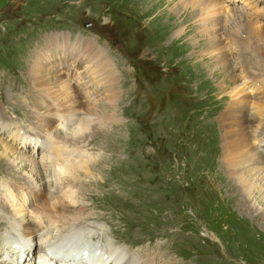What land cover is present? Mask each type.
I'll return each instance as SVG.
<instances>
[{"label":"rangeland","instance_id":"obj_1","mask_svg":"<svg viewBox=\"0 0 264 264\" xmlns=\"http://www.w3.org/2000/svg\"><path fill=\"white\" fill-rule=\"evenodd\" d=\"M8 1L0 0V8ZM17 1L19 11L0 10V66L12 68L18 81L0 86V118L24 124L32 118V111L23 113L20 110L26 108L11 104L16 98L22 99L18 97L20 89L14 92V87L24 88L27 96L36 90L30 84L27 64L30 69L38 67L40 74H52L54 86H47L76 97L78 101L73 106L77 116L81 121L90 120V128L94 126L99 129L94 132L100 133L94 139V132L91 133L81 143L89 144L86 150L98 152V157L86 165L94 179L84 178L79 192V197L86 200L88 218L100 223H85L100 229L99 239H109L111 244L124 247L142 262L148 259L157 264H264V193L254 194L253 200L239 191L235 193L236 183L230 180L233 178L229 170H225L226 174L222 171L218 152L207 147L211 135H220L213 106L220 100L223 108L232 99L222 94L226 89L224 80L238 79L233 87L244 88L243 82L257 79L252 75L244 77L245 70L234 67L236 49H230L224 60L222 41L227 40L228 45L230 37L238 35L231 38L236 39L237 46L240 44L247 62L250 54L264 56L263 50L259 52L261 41L254 44L260 54L254 53L252 45V51L246 50L243 41L244 37L256 38L257 28L264 26L259 9L250 6V12L239 11L245 7L242 0H220L224 8L209 15L211 10H203L207 4L201 0H162L159 7L156 0ZM228 1L232 3L227 5ZM236 1L240 3L238 8ZM240 18L247 20L236 31L234 27L240 26ZM87 22L91 25L84 28ZM105 25L119 36L121 47L110 31L103 30ZM53 30L88 37L81 41L88 56L87 44H92L94 64L99 57L101 64L116 72L108 86L97 76V85L93 80L85 89L92 95L90 98L84 100L86 94L76 93L60 73L55 59L60 50L75 54L70 48L75 43L67 44V37L61 32L51 34L50 40L31 56V46ZM63 47H68L67 51ZM49 53L56 69L47 65L45 57ZM253 63L251 60L248 64ZM171 65L179 66V70L166 74L164 69ZM260 71L253 72L257 75ZM45 90L48 92L46 87ZM71 97L67 99L72 100ZM53 126L54 123L50 124V128ZM183 126L186 129L181 131ZM111 130L106 137L100 136ZM1 142L10 144L0 138V151ZM200 142L205 146H200ZM11 147L14 153L7 162L19 158L17 153L23 160L19 158L18 163L11 164L12 169L0 162V181L10 180L28 188L26 173L30 165L26 161L33 158L36 163L39 158L31 155L30 150L13 144ZM101 149L110 156L107 155L109 161L99 162ZM97 179L101 183H86ZM42 183V198L51 196L55 183L50 177L42 179ZM94 191L103 199L91 200L98 196L92 194ZM87 194L94 196L88 199ZM3 226L0 219L1 233ZM31 246L26 250L34 259Z\"/></svg>","mask_w":264,"mask_h":264},{"label":"bare ground","instance_id":"obj_2","mask_svg":"<svg viewBox=\"0 0 264 264\" xmlns=\"http://www.w3.org/2000/svg\"><path fill=\"white\" fill-rule=\"evenodd\" d=\"M201 1L202 3L207 4L206 7H203V10H208V9L211 10L208 12V15L212 12H217V11H220L222 8H224L220 0H204V1L201 0ZM161 2L162 0H156L155 5H158L159 7ZM196 4H199V2ZM232 14L234 15V13ZM238 17H242V16L238 15ZM256 17H258V15ZM246 20L247 19L244 18V21H243L242 18H240L238 20L240 23V26L236 25L234 29L238 31V29H240L243 25H245L244 22ZM257 30H258V34L256 35V38L244 37L245 39L243 41L244 43H246L244 45H247L246 50L249 49L250 51H252V49L250 48L251 45L253 46L252 47L253 49L254 48L258 49V47L254 46V44H255V41L259 40L262 42L261 45L259 46L261 48L259 52L261 53V51L263 50L262 53H264V26L261 28L258 27ZM234 36H238V35H233L231 37H234ZM231 37L229 39L230 45L225 44L227 40L225 42L222 41L223 43L222 54H224V57H223L224 60L225 61L227 60V55H229L228 51L230 49L232 50L233 48L236 49L240 54L235 50L234 55L237 61L234 64V67H241L242 70H245L244 77L248 75H252L254 78L263 77L261 78V80L259 79L263 88L261 89L259 93L255 94V96H258L257 98H255V96H251L250 94V92H252L255 88L254 84L251 87L249 86L250 88L246 90L245 88L243 87L241 88L240 86H236V88L233 87V85L236 84V81L238 79L231 80V79L226 78L224 80V83H225L224 86L226 87V89L222 90V94L223 93L227 94L232 99L230 100V102H226V106L224 105L223 108L220 106V103H219L220 100L218 101V105L213 106L214 116L215 117L217 116L215 119V123L218 122V130H219L218 133L220 135L219 136L211 135L210 137L211 141L207 144V147L210 150H216L218 152L219 160L222 164V168L220 167L222 171L225 172L226 174L225 170L226 169L229 170L228 174L231 178H233L230 180L236 183V187H233L234 192L238 193L239 191L243 193L246 199L251 198V200H253L255 199L254 194L264 193V188H263V185H264V154H262V152L264 151V132H263L264 131V56L263 55L256 56L254 54L252 55L250 54V56H253V57L250 58V56L248 55L247 57H249V61L248 62L245 61L244 56L246 55L242 53L244 52V50L240 48L239 46L240 44L237 46V44H235L234 42L235 38L232 39ZM91 45L92 44H89V43L87 44L88 49H90L89 51L90 56L88 57V59L92 61L91 62L92 63L91 67H93L92 71L95 76H99V78H103L102 82L104 86H106L108 82L110 81V77L115 75L116 72H114L108 65L101 64L103 62L101 63L99 62V57H97L98 60L95 59V61H98V62L94 64L93 55H91L92 54ZM66 48L68 49V47H63L61 49H66ZM70 48L74 49L73 46ZM259 52L258 54H260ZM218 53H220V51H218ZM51 54L52 53H49V55L46 56L45 59L49 61L47 65H49V67L51 68H54V64H52V61H51L52 59ZM251 60H254V63L248 64ZM28 65L29 64H27V72L30 75L29 77L30 84H32L33 88L36 90L27 96L23 92L24 88L20 87V91L24 93L25 95L20 97V99L22 98L21 100H19L18 98L12 100L11 104H17V105H20L21 108H26L27 110H24V109L20 110L23 113L28 112L30 114L31 113L30 111H32V113L30 114L32 118L30 117L28 119L29 122L33 124H40L43 129L44 128L46 129L47 132L54 134L55 138H57L58 140H61V147L63 148L64 152L75 151L77 149L86 150L87 149L86 146L89 144L84 145L81 143H83L85 139L88 137V135L93 133L95 129L97 130L99 129L94 126L90 128V124H92V122H89L90 120L85 119L84 121H81L82 118L77 116V110L73 106L78 101L75 99L76 97L74 98V97H71V95H69L71 99L73 100L72 101L70 99H67L69 96H67L68 94H66L64 91H60L57 88L52 89L46 85V84H52L54 86L55 79H53L51 73L40 74L38 72L39 70L37 71V69H39L38 67L30 69L31 66H28ZM96 67H98V69ZM83 71L84 70H81V72ZM92 71L90 72V74L92 73ZM253 71H257V72L260 71V72L259 74L257 73V75H255ZM103 75L104 77H101ZM248 81L250 80H247V83ZM61 86L63 87V85ZM45 87L49 93L46 92ZM42 93L44 94L42 98L40 97L41 98L40 99L39 95ZM218 110L220 111L218 112ZM57 115L63 116L65 120L67 121L66 128L65 129L63 128L64 130L60 129L58 125L56 124L55 117ZM42 121H44L43 124H42ZM53 123H54V126L50 128V124H53ZM197 127L202 128V126H197ZM184 129H186L185 126H183L180 130L183 131ZM97 130L91 136L93 137V139L94 137L100 134V133L98 134ZM46 131L43 130L42 133L46 134ZM110 133H112V130L111 132L107 134H102L100 136L106 137V135ZM217 142H219V149L218 147L216 148ZM69 144H72L75 147H69ZM254 145L256 146L255 148H254ZM1 146L2 148L0 151V160H1L0 162H2L3 164L5 163V165L9 169H12L11 164L18 163L19 158L23 160L22 156H20L17 153V156H19V158L13 157L14 159L10 163L7 162L8 160L12 158V153H14L13 148L11 147V144H7L4 142H1ZM52 146H54V141L47 140L44 146V149H49ZM200 146L204 147L205 145L201 143ZM260 146H262L263 151L260 150ZM101 151L102 153L98 159L99 162L100 161L102 162L103 160L109 161V158H108L109 155L106 154L102 149ZM62 154H57V155H52V156L51 155H41V157L39 158V161H37L36 163H34L35 161L33 158H31L32 160H30V162L26 161V163L30 165V171L26 173L27 175L26 179L28 183L26 185H28V188L17 186V184L14 187L18 189L21 187L24 190L25 189L30 190L29 192H32L37 197H39L38 204L35 205L33 208L32 207L24 208L18 202L15 203L14 201H9L3 193L2 194L0 193V214L4 216V217H0V219L3 220L5 223V226H3L2 228L7 229V230H4L2 233L0 232V237L5 238V236H9L15 240H18L19 246L24 245V248H25V250L23 251L24 258L21 264H34V259L30 258V253L27 252L26 248H29L32 245V241H33L31 237L32 232L29 226H30V222L35 218L41 222H44L46 225L55 224L57 222L61 223L62 225L59 228V231L56 235L45 240L46 243L53 242V243L60 244L61 242H65V243L69 242L70 245L82 244L79 247H70L74 249H80L79 252H81L83 249H86V248L92 249V250L112 249V248H102L103 245H105V243H110V240L109 239H108L109 241L104 240L103 238L105 243L99 242L100 235L98 234V232H100V229L96 227H92L91 225L89 226L85 224L86 222L90 220V218H88V214L90 213H88L89 210L86 208V205H85L86 202H84L86 201L85 198L79 197V192H80V188L83 186V183H82L84 182L83 179L84 178L87 179L88 177H90L91 179H94V174H92L93 173L92 170L89 169L90 167L89 168L86 167V165L89 164L88 162L90 160H84V159H81L80 157H84L88 154L84 152L82 153L75 152V153H71L72 157L64 156ZM178 155L179 153L176 152V156ZM174 158L177 159V157H174ZM209 160L207 159V161ZM47 172H49V175H46ZM43 177L45 179H49L50 177L51 181L55 183L56 185V188L51 193V196L49 197L47 196L44 198H42L43 197L42 192L45 190L44 184L42 183V179H44ZM86 183L99 184L101 183V180L97 179L95 181H87ZM92 194L98 195V196L94 198L93 197L94 195L87 194V198L91 196L93 197V198H90L91 200H102L103 199V198H99V194H96L95 191ZM6 208H8L9 210H7ZM261 216H263V214ZM155 246L161 247L160 245H155ZM37 250H39V247L37 248ZM116 253H118L120 256L122 255L121 252L116 251ZM144 255L145 254H143V256ZM53 256L54 254H52V257ZM52 257L49 258V257L42 256L40 258V261L43 264H49V262L52 261ZM58 262L62 263L64 262V260H59L57 261V263ZM150 263L144 261V264H150ZM0 264H5V263H2V261H0ZM6 264H10V263H6Z\"/></svg>","mask_w":264,"mask_h":264}]
</instances>
